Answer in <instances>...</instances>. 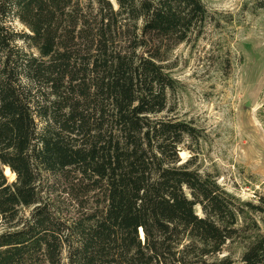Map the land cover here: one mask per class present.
Returning a JSON list of instances; mask_svg holds the SVG:
<instances>
[{
    "label": "trees",
    "instance_id": "obj_1",
    "mask_svg": "<svg viewBox=\"0 0 264 264\" xmlns=\"http://www.w3.org/2000/svg\"><path fill=\"white\" fill-rule=\"evenodd\" d=\"M210 20L203 0H0V264H234L236 242L264 264V205L164 115L169 56Z\"/></svg>",
    "mask_w": 264,
    "mask_h": 264
},
{
    "label": "rangeland",
    "instance_id": "obj_2",
    "mask_svg": "<svg viewBox=\"0 0 264 264\" xmlns=\"http://www.w3.org/2000/svg\"><path fill=\"white\" fill-rule=\"evenodd\" d=\"M203 2L211 15L204 34L179 45L166 63L179 86L164 115L203 132L195 153L201 173L240 201L264 205V0ZM192 156L180 154L183 162ZM197 212L202 215L200 207ZM251 215L264 233V214ZM242 250L230 243L218 259L242 264Z\"/></svg>",
    "mask_w": 264,
    "mask_h": 264
},
{
    "label": "water",
    "instance_id": "obj_3",
    "mask_svg": "<svg viewBox=\"0 0 264 264\" xmlns=\"http://www.w3.org/2000/svg\"><path fill=\"white\" fill-rule=\"evenodd\" d=\"M10 170V169H9Z\"/></svg>",
    "mask_w": 264,
    "mask_h": 264
}]
</instances>
